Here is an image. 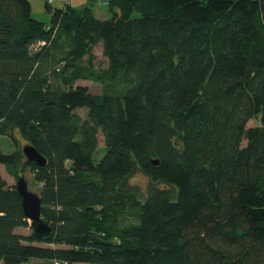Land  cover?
I'll return each mask as SVG.
<instances>
[{"label":"trees","instance_id":"16d2710c","mask_svg":"<svg viewBox=\"0 0 264 264\" xmlns=\"http://www.w3.org/2000/svg\"><path fill=\"white\" fill-rule=\"evenodd\" d=\"M41 1L50 26L0 0V166L32 172L52 232L0 175V264H264V0Z\"/></svg>","mask_w":264,"mask_h":264},{"label":"rangeland","instance_id":"374dc122","mask_svg":"<svg viewBox=\"0 0 264 264\" xmlns=\"http://www.w3.org/2000/svg\"><path fill=\"white\" fill-rule=\"evenodd\" d=\"M85 1L86 0H84V1L83 0H75V2H77V3L82 2L81 4H83V2H85ZM30 2L32 5V17L35 20H38V21L44 23L45 25L50 26L51 14L46 11V3L44 1H41V0H33ZM51 6H52L53 10L59 9V8H64V1L63 0H54V3L51 4ZM100 15L102 18H105V19H109L111 17V14L107 8L105 9V15L104 16H102L103 14H100ZM94 53L96 56V60H95L96 66L97 67H99V66L100 67L101 66L106 67L107 66V60L103 56L102 50L100 48H96ZM78 85L83 86V87H87L90 90V92L93 94L98 95V94H102V92H103V86L97 82H79ZM76 113L80 116V118L82 120H86L88 110L87 109L77 110ZM257 126H260V119L252 120L248 125V127H257ZM25 145L26 144L22 142L20 144V147L22 148ZM0 151L4 154H10V153H13L15 151V148H14L12 142L8 138L2 137V138H0ZM105 153L106 152H105L104 142L100 141L98 153L95 156V162L98 163L103 158ZM0 172H1L0 175L8 182L9 185H11V186L15 185L16 186L17 179H14L13 177H11L7 173L4 166H0ZM21 177H24L26 179V181L28 183V188L31 192H33L37 195L40 193L41 186L35 180V178L32 175V172L30 170H27L25 173H23V175H21ZM129 185L136 188L139 191V193L141 194V196H143V197H145L148 194V190L151 187V183H150L149 179L141 173L136 174L132 179H130ZM124 222L125 223L121 227L129 226L132 222V219L127 218V220ZM21 231L24 232L25 234L30 233V230H21ZM36 261L37 260H33V262H31V264H38V262H36Z\"/></svg>","mask_w":264,"mask_h":264},{"label":"water","instance_id":"95a60500","mask_svg":"<svg viewBox=\"0 0 264 264\" xmlns=\"http://www.w3.org/2000/svg\"><path fill=\"white\" fill-rule=\"evenodd\" d=\"M23 154L29 162L39 167H44L47 164L46 158L32 146H26L23 149ZM16 190L22 198L23 210L30 221L34 234L39 240L45 239L51 234L52 228L41 216L42 204L40 197L29 190L28 183L24 177H20L17 180Z\"/></svg>","mask_w":264,"mask_h":264},{"label":"crops","instance_id":"0c3cea01","mask_svg":"<svg viewBox=\"0 0 264 264\" xmlns=\"http://www.w3.org/2000/svg\"><path fill=\"white\" fill-rule=\"evenodd\" d=\"M30 1H33V0H30ZM63 1H64V7L67 5H70L77 10H81L86 5H88V3H89V0H86L85 2H83V4H81L82 2L77 3V2H75V0H63ZM110 1L111 0H97V2L93 5L94 6L93 9H94V12H95V15L97 18H99L101 20H105V18H102L100 14H103L102 16L105 15V9L106 8L108 9ZM0 174H1V172H0ZM31 262H33V261H31ZM31 262L28 264H31ZM36 262H38V264H43L41 261H36Z\"/></svg>","mask_w":264,"mask_h":264},{"label":"built area","instance_id":"2783aa9c","mask_svg":"<svg viewBox=\"0 0 264 264\" xmlns=\"http://www.w3.org/2000/svg\"><path fill=\"white\" fill-rule=\"evenodd\" d=\"M53 3V2H52Z\"/></svg>","mask_w":264,"mask_h":264}]
</instances>
